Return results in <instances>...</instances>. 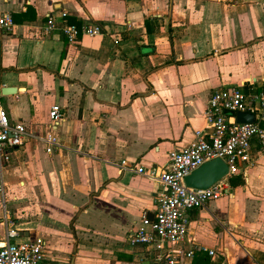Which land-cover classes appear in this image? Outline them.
Here are the masks:
<instances>
[{"label":"crops","instance_id":"0c3cea01","mask_svg":"<svg viewBox=\"0 0 264 264\" xmlns=\"http://www.w3.org/2000/svg\"><path fill=\"white\" fill-rule=\"evenodd\" d=\"M6 12L0 87L15 91L1 100L27 135L0 170V246L12 221L15 241L45 239L43 264H155L153 249L127 239L154 213L159 184L122 162L162 167L204 126L215 89H264V0H0ZM63 23L102 33L71 45ZM240 176L189 212L172 249L195 257L180 264H264V153Z\"/></svg>","mask_w":264,"mask_h":264},{"label":"built area","instance_id":"2783aa9c","mask_svg":"<svg viewBox=\"0 0 264 264\" xmlns=\"http://www.w3.org/2000/svg\"><path fill=\"white\" fill-rule=\"evenodd\" d=\"M14 26L11 15L6 12L0 17V27L11 31ZM57 27L54 17L48 16L44 30L49 32ZM65 40L75 45L81 35L94 36L102 33L98 25L77 26L63 23L60 27ZM117 42V41H116ZM0 93V170L11 160L12 151L22 145L27 131L20 122L10 123L2 104ZM245 112L253 115V122L238 123L235 115ZM204 126L193 132L189 144L168 153L167 162L162 167L144 169L132 167L122 162L129 170L142 174L158 182L155 195V210L150 221L142 215L141 224L128 235L131 246H147L155 252V264H180L182 257L192 259L195 248L184 252L172 249L182 244L187 237L189 212L202 208L208 202L230 193L228 178L242 174L254 164L255 157L264 153V89L257 93H245L237 87L217 88L208 98L202 113ZM50 125L55 127L62 119L60 106L53 105L49 111ZM56 138L47 139L46 152L58 146ZM222 159L227 174L206 189H195L185 185L184 178L202 163ZM3 182L0 181V191ZM5 241L0 246V264H43L46 241L35 237L30 241L17 242L18 237L12 221H8ZM207 251L210 256L213 250Z\"/></svg>","mask_w":264,"mask_h":264},{"label":"water","instance_id":"95a60500","mask_svg":"<svg viewBox=\"0 0 264 264\" xmlns=\"http://www.w3.org/2000/svg\"><path fill=\"white\" fill-rule=\"evenodd\" d=\"M15 91L12 87H0L2 96L13 93ZM236 122L249 123L253 122V115L245 112H237L235 115ZM228 171L226 163L220 158H214L202 163L198 168L192 170L184 178L185 185L195 189H206L221 178H223ZM153 213L148 212L146 217L151 221Z\"/></svg>","mask_w":264,"mask_h":264},{"label":"trees","instance_id":"16d2710c","mask_svg":"<svg viewBox=\"0 0 264 264\" xmlns=\"http://www.w3.org/2000/svg\"><path fill=\"white\" fill-rule=\"evenodd\" d=\"M261 125L264 126V122H262ZM228 181H229L230 186H234V187L240 186L243 184V178H242V176H240V174L230 176L228 178Z\"/></svg>","mask_w":264,"mask_h":264}]
</instances>
